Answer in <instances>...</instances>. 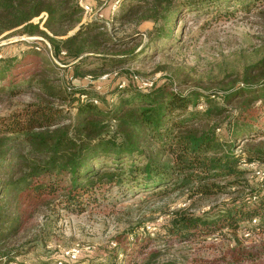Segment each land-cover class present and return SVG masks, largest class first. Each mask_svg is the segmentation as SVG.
Returning <instances> with one entry per match:
<instances>
[{
  "label": "trees",
  "instance_id": "1",
  "mask_svg": "<svg viewBox=\"0 0 264 264\" xmlns=\"http://www.w3.org/2000/svg\"><path fill=\"white\" fill-rule=\"evenodd\" d=\"M78 1L0 0V40L35 38L15 42L25 45L22 55L8 56L0 47V93L14 96L25 84L40 92V102L24 113L0 119V264L28 252L11 243L29 219H45L43 242L56 228L60 210L82 213L113 193L124 198L179 194L204 205L230 198L199 215L173 212L163 226L164 240L171 242L208 238L225 229L236 235L246 226L264 228V180L250 185L251 171L242 166L264 162V143L255 144L264 134V56L236 79L224 78L216 93L167 86L146 93L127 84L106 94L68 86L57 77L60 69L71 81L90 83L128 60L127 51L118 60L107 56L105 46L127 43L113 41L99 23L81 24ZM263 5L264 0H123L115 21L152 23L148 41L160 50L180 43L176 24L186 14L212 9L249 14ZM42 14L41 27L33 20ZM32 57L35 61L25 64ZM90 58L95 61L88 63ZM58 59L63 63L54 65ZM146 249L130 243L121 251L133 259Z\"/></svg>",
  "mask_w": 264,
  "mask_h": 264
},
{
  "label": "rangeland",
  "instance_id": "2",
  "mask_svg": "<svg viewBox=\"0 0 264 264\" xmlns=\"http://www.w3.org/2000/svg\"><path fill=\"white\" fill-rule=\"evenodd\" d=\"M122 1L79 0L78 3L83 10L81 24L99 23L113 41L127 43L120 48L105 46L107 56L118 60L121 58L119 54L127 51V58H124L128 60L124 59L122 65L106 71L108 78L105 80L71 81L67 71L61 69L58 79L68 86H85L109 94L123 84L138 89L133 80L124 79L130 74L150 85L140 90L146 93L162 86L183 93H202L207 89V93H216L224 78L236 79L245 66L264 56V5L249 14L232 13L234 10L224 8L220 12L212 9L208 13L200 10L186 14L182 22L176 24L179 28L175 33L180 43L157 50L152 49L153 45L148 41L152 23L139 26L116 23ZM227 12L232 14L226 15ZM45 19L46 15L42 14L33 23L42 27ZM20 40L27 44L34 43L35 38L15 35L0 40L2 52L8 56L21 54L25 45L15 43ZM142 50L143 55L140 54ZM28 59L25 64L35 61L33 57ZM94 61L90 58L88 63ZM52 62L54 65L63 63L59 59ZM32 66L33 63L28 66L27 76L31 75ZM110 74L115 75V79ZM20 89L21 93L14 96L6 91L0 93V119H10L40 102V92L34 86L25 84ZM260 143H264V134L255 142L256 145ZM237 145L242 147L243 144ZM242 166L251 171L248 176L250 185L264 180V162H242ZM115 194H107L106 197L110 198L106 202L93 204L82 213L60 210L56 228L43 242L45 219L41 216L29 219L23 233L11 243L14 249H23V252L28 249V252L11 264H108L114 261L115 264H264V228L246 226L236 235L225 229L221 234L189 242L164 240L163 226L173 212L188 210L199 215L207 211L209 205L228 203L230 198L227 196L204 205L186 202L179 194L160 198L144 194L124 198ZM130 243L136 247L147 245L146 254L133 259L122 254L121 248L129 247Z\"/></svg>",
  "mask_w": 264,
  "mask_h": 264
},
{
  "label": "built area",
  "instance_id": "3",
  "mask_svg": "<svg viewBox=\"0 0 264 264\" xmlns=\"http://www.w3.org/2000/svg\"><path fill=\"white\" fill-rule=\"evenodd\" d=\"M85 10V9H84ZM2 58V55L0 54V59ZM108 78V75H103L102 76V78H101V80H105V79H107ZM132 80H133V82L138 86V89L139 90H142V89H144V88H148L150 85L148 84V83H142L141 81H140V79L137 77V76H133L132 77ZM126 85L125 84H123L121 87H125ZM82 99H84V97H82ZM95 103H97L96 101H95ZM256 221H254V223H255Z\"/></svg>",
  "mask_w": 264,
  "mask_h": 264
}]
</instances>
